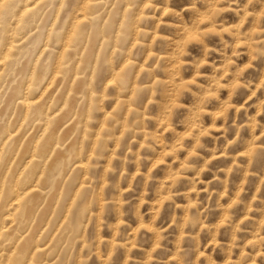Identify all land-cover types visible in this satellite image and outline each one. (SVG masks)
Wrapping results in <instances>:
<instances>
[{"label": "rangeland", "instance_id": "rangeland-1", "mask_svg": "<svg viewBox=\"0 0 264 264\" xmlns=\"http://www.w3.org/2000/svg\"><path fill=\"white\" fill-rule=\"evenodd\" d=\"M37 1L0 0L1 56L16 36L18 46L0 64V215L13 211L15 184L29 170L43 192L28 198L24 224L4 226L18 235L5 246L18 264H264V0ZM18 89L45 102L37 113L21 110ZM32 151L39 162L30 166ZM64 155L68 166L52 171ZM79 160L89 164L83 171Z\"/></svg>", "mask_w": 264, "mask_h": 264}, {"label": "bare ground", "instance_id": "bare-ground-1", "mask_svg": "<svg viewBox=\"0 0 264 264\" xmlns=\"http://www.w3.org/2000/svg\"><path fill=\"white\" fill-rule=\"evenodd\" d=\"M5 1H6V0H4V2H5ZM38 1H39V0H38ZM38 1H37V2H38ZM90 1H91V0H90ZM27 2H28V1H27ZM92 2H93V1H92ZM105 2H106V4H107V1H105ZM114 2H115V1H114ZM9 3H10V2H9ZM51 3H52V2H51ZM81 3H82V2H81ZM25 4H26V2H25ZM28 4H29V3H28ZM31 4H32V3H31ZM35 4H36V3H35ZM41 4H42V3H41ZM82 4H83V3H82ZM87 4H88V3H87ZM126 4H127V3H126ZM142 4H143V3H142ZM142 4H141V5H142ZM1 5H2V4L0 3V8H2ZM6 5H7V4H6ZM84 5H85V3H84ZM88 5H89V4H88ZM152 5H153V4H152ZM214 5H215V4H214ZM2 6H3V5H2ZM4 6H5V5H4ZM12 6H13V4H12ZM28 6H29V5H26V6H25V10H27V9L29 8ZM68 6H69V5H68ZM85 6H86V5H85ZM97 6H98V5H97ZM101 6H102V5H100L99 8H101ZM112 6H113V5H112ZM126 6H127V5H126ZM143 6H144V5H143ZM8 7H9V6H8ZM148 7H149V6H148ZM210 7H211V6H210ZM124 8H125V7H124ZM156 8H157V6H156ZM213 8H214V7H213ZM219 8H220V7H219ZM10 9H11V8H10ZM12 9H15V8H12ZM87 9H88V8H87ZM192 9H193V8H192ZM221 9H222V7H221ZM0 10H1V9H0ZM2 10H3V8H2ZM33 10H34V9H33ZM35 10H36V9H35ZM83 10H84V9H83ZM83 10H82V12H83ZM11 11H12V10H10V12H11ZM20 11L22 12V11H24V10H20ZM85 11H86V10H84L83 13H85ZM136 11H137V9H136ZM191 11H192V10H191ZM0 12H1V11H0ZM25 12H26V11H25ZM114 12H115V11H114ZM207 12H208V11H207ZM33 13H34V12H33ZM87 13H88V12H87ZM87 13H86V14H87ZM171 13H172V12H171ZM174 13H175V12H174ZM0 14H1V13H0ZM16 14H17V13H16ZM78 14H79V12H78ZM108 14H109V12H108ZM153 14H154V13H153ZM1 15H2V14H1ZM19 15H20V14H19ZM19 15H18V16H19ZM82 15H84V14H82ZM20 16H21V15H20ZM107 16H108V15H107ZM15 17H16V16H15ZM87 17H88V16H87ZM5 18H6V17H5ZM11 18H12V17H11ZM76 18H78V17H76ZM211 18H212V17H211ZM18 19H19V17H18ZM31 19H32V17H31ZM86 19H87V18H86ZM158 20H159V18H158ZM202 21H203V20H202ZM11 22H12V21H11ZM11 22L9 21V23H11ZM42 22H43V21H42ZM83 22H84V21H83ZM159 22H160V21H159ZM5 23H6V22H5ZM60 23H61V22H60ZM76 23H77V22H76ZM120 23H121V22H120ZM155 23H156V22H155ZM186 23H187V22H186ZM2 24H3V27L5 28L4 23H2ZM16 24H17V23H15V25H16ZM78 24H79V23H77V25H78ZM80 24H81V23H80ZM136 24H137V23H136ZM188 24H189V23H188ZM205 24H206V23H205ZM11 25H12V24H11ZM68 25H69V24H68ZM72 25H73V24H72ZM96 25H97V24H96ZM120 25H121V24H120ZM155 25H156V24H155ZM12 26H13V25H12ZM70 26H71V25H70ZM80 26H81V25H80ZM157 26H158V25H157ZM212 26H213V25H212ZM191 27H192V26H191ZM16 28H17V27H16ZM81 28H82V27H81ZM155 28H156V27H155ZM155 28H154V29H155ZM157 28H158V27H157ZM0 29H1V28H0ZM70 29H71V28H70ZM193 29H194V28H193ZM1 30H2V29H1ZM1 30H0V31H1ZM11 30H13L12 27H11ZM32 30H33V29H32ZM53 30H54V29H53ZM119 30H120V29H119ZM186 30H187V29H186ZM191 30H192V28H191ZM72 31H73V29H72ZM89 31H90V30H89ZM94 31H95V30H94ZM94 31H93V32H94ZM96 31H97V30H96ZM189 31H190V30H189ZM4 32H6L5 29H4ZM9 32H11V31H9ZM153 32H154V30H153ZM1 33H2V32H1ZM11 33H12V32H11ZM71 33H72V32H71ZM71 33H70V34H71ZM88 33H89V32H88ZM136 33H138V32H136ZM187 33H188V32H187ZM187 33H186V34H187ZM191 33H192V31H191ZM193 33H194V32H193ZM206 33H207V32H206ZM6 34H7V32H6ZM15 34H16V32H15ZM15 34H14V36H15ZM19 34H20V33H19ZM154 34H155V32H154ZM184 34H185V33H184ZM198 34H199V33H198ZM17 35H18V33H17ZM68 35H69V34H68ZM137 35H138V34H137ZM159 35H161V34H159ZM6 36H7V35H6ZM12 36H13V35H12ZM14 36H13V37H14ZM72 36H73V35H72ZM2 37H3V36H2ZM18 37H19V36H18ZM23 37H25V36H22V38H23ZM27 37H28V36H27ZM38 37H39V36H38ZM66 37H67V35H66ZM186 37H187V36H186ZM15 38H17V36H16ZM15 38H13V39L15 40ZM19 38H21V37H19ZM22 38H21V39H22ZM34 38H35V37H34ZM167 38H168V37H167ZM9 39H10V38H9ZM23 39H26V38H23ZM63 39H64V37H63ZM67 39H69V38H67ZM67 39H66V40H67ZM92 39H93V38H92ZM94 39H95V37H94ZM6 40H8L7 37H6ZM14 40H12V41L8 40V41H10V42H8V44H6V49L2 52L3 55L1 56V54H0V64H1V61H2V60H3V62H4V58H6V57H5L6 54H7L9 51H11V50L13 49V47H14V48L16 47L15 44H14V42H15ZM69 40H70V39H69ZM202 40H203V38H202ZM0 41H1V40H0ZM79 41H80V40H79ZM79 41H78V42H79ZM188 41H189V40H187V42H188ZM3 42H4V41H3ZM146 42H147V41H146ZM187 42H186V43H187ZM197 42H198V41H197ZM1 43H2V42H1ZM1 43H0V44H1ZM20 43H21V41H20ZM30 43H31V42H30ZM64 43H65V42H64ZM184 43H185V42H184ZM190 43H191V42H190ZM32 44H33V43H32ZM35 44H36V42L34 43V45H35ZM59 44H60V43H59ZM66 44H67V43H66ZM66 44H64V45H66ZM68 44H69V43H68ZM78 44H79V43H78ZM78 44H76V45L78 46ZM86 44H87V43H86ZM100 44H101V42H100ZM261 44H262V43H261ZM22 45H23V44H22ZM26 45H27V44H26ZM26 45H25V47H26ZM91 45H92V44H91ZM91 45H90V46H91ZM3 46H4V45H3ZM41 46H42V44H41ZM66 46H67V45H66ZM66 46H65V47H66ZM74 46H75V45H74ZM77 46H75L76 48L74 47V48H75V50H74L75 53H76ZM150 46H151V45H150ZM187 46H188V45H187ZM252 46H253V45H252ZM0 47H1V46H0ZM17 47H18V46H17ZM17 47H16V48H17ZM42 47L44 48V46H42ZM32 48H33V47H32ZM34 48H35V47H34ZM131 48H132V47H131ZM146 48H147V47H146ZM184 48H185V47H184ZM25 49H26V48H25ZM60 49H61V48H60ZM62 49H63V48H62ZM64 49H65V48H64ZM72 49H73V48H72ZM98 49H99V47H98ZM129 49H130V48H129ZM148 49H149V48H148ZM186 49H187V48H186ZM250 49H251V48H250ZM1 50H2V49H1ZM16 50H17V49H15V50L13 49V51H16ZM66 50H67V49H66ZM82 50H83V48H82ZM82 50H81V51H82ZM90 50H91V48H90ZM150 50H151V49H150ZM23 51H24V49H23ZM29 51H30V50H29ZM40 51H42V49H41ZM61 51H63V50H61ZM68 51H70V49H68ZM72 51H73V50H72ZM74 51H73V52H74ZM251 51H252V50H251ZM16 52H17V51H16ZM36 52H38V49H37ZM128 52H129V51H128ZM10 53H15V52H12V51H11V52H9V54H7V55L12 56ZM22 53H23V52L21 51V53H19V54L22 55ZM24 53L26 54V51H25ZM41 53H42V52H41ZM59 53H60V52H59ZM70 53H71V52H70ZM96 53H97V52H96ZM112 53H113V52H112ZM112 53H111V54H112ZM19 54H18V55H19ZM39 54H40V53H39ZM39 54H38V55H39ZM71 54H73V53H71ZM76 54H77V53H76ZM80 54H81V52H80ZM80 54H79V55H80ZM111 54H110V55H111ZM13 55H14V54H13ZM23 55H24V54H23ZM81 55H82V54H81ZM81 55H80V56H81ZM144 55H146V54H144ZM164 55H165V54H164ZM167 55H168V54H167ZM29 56H30V55H29ZM24 57L28 58V57L25 56V55H24ZM24 57H23V59H26V58H24ZM55 57H56V56H55ZM60 57L62 58V55H61ZM93 57H94V56H93ZM95 57H96V56H95ZM158 57H159V56H158ZM8 58H9V57H8ZM8 58H7V59H8ZM12 58H13V57H12ZM37 58H39V57H37ZM110 58H111V57H110ZM162 58H163V57H162ZM13 59H15V58H13ZM16 59H17V58H16ZM58 59H59V58H58ZM80 59H81V58H80ZM85 59H86V58H85ZM9 60H10V59H9ZM35 60H36V59H35ZM60 60H61V59H60ZM126 60H127V58H126ZM146 60H147V59H146ZM156 60H157V59H156ZM180 60H181V59H180ZM5 61L7 62L6 59H5ZM11 61H12V60H10L8 63H10ZM18 61H19V60H18ZM36 61H37V60H36ZM128 61H129V63H130V60H128ZM158 61H159V60H158ZM6 62H5L4 64H6ZM57 62H58V64H59L60 61L58 60ZM71 62H72V61H71ZM124 62H125V61H124ZM137 62H138V61H137ZM172 62H173V61H172ZM178 62H179V61H178ZM13 63H14V62H13ZM13 63H11V65H13ZM31 63H32V61H31ZM35 63H36V62H34V64H35ZM166 63H167V62H166ZM175 63H176V62H175ZM180 63H181V62H180ZM4 64H3V65H4ZM36 64H37V63H36ZM125 64L128 65V63H125ZM157 64H158V63H157ZM171 64H172V63H171ZM181 64H182V63H181ZM6 65H7V64H6ZM11 65L9 64V66H11ZM19 65H21V64L19 63ZM46 65H47V64H46ZM85 65H86V64H85ZM15 66H16V65H15ZM15 66L13 65V67H15ZM21 66H22V65H21ZM57 66H59V65H57ZM77 66H78V64H77ZM94 66H95V65L93 64V67H94ZM0 67H3V66L0 65ZM7 67H8V66H7ZM11 67H12V66H11ZM18 67H19V66L17 65V68H18ZM30 67L32 68V66H30ZM59 67H61V66H59ZM126 67H127V66H125V68H126ZM137 67H138V66H137ZM172 67H173V65H172ZM180 67H181V66H180ZM4 68H5V70L7 69L6 67H4ZM75 68L78 69V67H76V66H75ZM122 68H123V67H122ZM125 68H124V69H125ZM8 69H9V67H8ZM29 69H30V68H29ZM29 69H27V70H29ZM33 69H35L34 66H33L32 70H31V69H30V70H31V71H34ZM47 69H48V68H47ZM76 69H75V71H76ZM92 69H93V68H92ZM124 69H122V70H124ZM153 69H154V68H153ZM1 70H2V69H1ZM5 70H4V71H5ZM22 70H23V69H22ZM136 70H137V68H136ZM141 70H142V69H141ZM11 71H13V69H11ZM14 71H15V69H14ZM48 71H49V70H48ZM114 71H115V70H114ZM114 71H113V72H114ZM177 71H179V69H178ZM9 72H10V69H9ZM27 72H29V71H27ZM56 72H57V71H56ZM76 72H77V71H76ZM129 72H130V71H129ZM154 72H155V71H154ZM4 73H5V72H3V74H4ZM32 73H33V72H32ZM35 73H36V71H35ZM54 73H55V72H54ZM91 73H92V72H91ZM115 73H116V72H115ZM117 73H118V72H117ZM177 73H178V72H177ZM8 74H9V73H8ZM55 74H56V73H55ZM58 74H59V73H58ZM68 74H69V73H68ZM77 74H78V73H77ZM10 75H11V74H10ZM135 75H136V74H135ZM152 75H153V74H152ZM12 76H13V75H12ZM30 76H31V74H30ZM32 76H33V74H32ZM32 76H31V79H32ZM51 76H52V75H51ZM56 76H57V74H56ZM64 76H65V74H64ZM93 76H94V75H93ZM111 76H112V75H111ZM14 77H15V76H14ZM53 77H54V76H53ZM74 77H75V76H74ZM90 77H91V76H90ZM115 77H116V75H115ZM172 77H173V76H172ZM4 78H5V76H4ZM7 78H8V76H7ZM50 78H51V77H50ZM67 78H69V77H67ZM0 79H1V78H0ZM31 79H30V80H31ZM53 79H55V78H53ZM63 79H64V78H63ZM63 79H62V80L60 79V80H58V81H61V82H62ZM111 79H113V78L111 77ZM154 79H155V78H154ZM175 79H176V78H175ZM191 79H192V78H191ZM209 79H210V78H209ZM211 79H212V78H211ZM7 80H8V79H7ZM14 80H15V79H14ZM14 80H13V81H14ZM28 80H29V77H28ZM28 80H27V82H28ZM89 80H90V79H89ZM168 80H169V79H168ZM168 80H167V81H168ZM171 80H172V79H171ZM31 81H35V78H34L33 80H31ZM49 81H50V80H49ZM58 81H57V82H58ZM109 81H110V79H109ZM111 81H112V80H111ZM115 81H116V80L114 79V82H115ZM152 81H153V80H152ZM165 81H166V80H165ZM210 81H211V80H210ZM2 82H3V81H2ZM4 82H6V80H5ZM14 82L16 83L17 81L15 80ZM23 82H24V81H23ZM27 82H24V83L26 84ZM73 82H75V81H74V78H73ZM132 82H133V81H132ZM15 83H14V84H15ZM24 83H22L21 85H23ZM29 83H31V82H29ZM33 83H34V82H32L31 85H33ZM51 83H53V82H52V79H51ZM58 83L60 84V82H58ZM88 83H89V82H88ZM105 83H106V82H105ZM116 83H117V82H116ZM151 83H152V82H151ZM172 83H173V82H172ZM177 83H178V82H177ZM181 83H182V82H181ZM213 83H214V82H213ZM236 83H237V82H236ZM3 84H4V83H3ZM6 84H7V83H6ZM17 84H18V83H17ZM25 84H24V85H25ZM49 84H50V83H49ZM54 84H55V83H54ZM54 84H53V85H54ZM62 84H63V83H61L60 85H62ZM112 84H113V83H112ZM179 84H180V83H178V85H179ZM232 84H233V83H232ZM234 84H235V83H234ZM238 84H239V83H238ZM15 85H16V84H15ZM18 85H19V84H18ZM35 85H36V84H35ZM55 85L58 86V84H55ZM55 85H54V86H55ZM71 85H73V84L71 83ZM88 85H89V84H88ZM91 85H92V84H91ZM178 85H177V86H178ZM219 85H220V84H219ZM28 86H29V85H28ZM28 86L26 87L27 89H28ZM46 86H47V87L49 86V85H48V82H47V85H45V88H46ZM57 86H55V87L58 88V89L61 87V86H58V87H57ZM67 86H68V85H67ZM83 86H84V85H83ZM89 86H90V85H89ZM92 86H93V85H92ZM114 86H115V85H114ZM125 86H126V85H125ZM220 86H222V85H220ZM50 87H52V86L50 85ZM55 87H53L52 89H55ZM119 87H120V86H119ZM134 87H135V85H134ZM134 87H131V90H132V89L134 90ZM210 87H211V86H210ZM11 88H12V87H11ZM21 88H22V87H21ZM29 88H30V87H29ZM104 88H105V87H104ZM0 89H1V88H0ZM8 89H9V88H8ZM36 89H38V88H36ZM47 89H48V88H47ZM50 89H51V88H50ZM52 89H51V90H52ZM69 89H71V91H72V87H71V88L68 87V90H69ZM91 89H92V88H91ZM91 89H90V90H91ZM115 89H116V88H115ZM120 89H121V88H120ZM122 89H123V88H122ZM4 90H5V89H4ZM43 90H44V87H43L42 91H43ZM51 90H50V92H51ZM73 90H74V89H73ZM104 90H105V89H104ZM133 90H132V92H133ZM8 91H9V90H8ZM17 91H18V95H17V96L19 97V93L22 94V92L20 91V89H18ZM19 91H20V92H19ZM23 91H24V90H23ZM42 91H41V93H42ZM44 91H45V90H44ZM66 91H67V90H66ZM82 91H83V90H82ZM91 91H92V90H91ZM91 91H90V92H91ZM1 92H2V91H1ZM4 92H6V91H4ZM56 92H58V91H56ZM56 92H55V93H56ZM74 92H75V91H74ZM76 92H77V91H76ZM27 93H28V92H27ZM43 93H44V92H43ZM48 93H49V91H48ZM69 93H70V91H69ZM69 93H68V94H69ZM91 93H92V92H91ZM91 93H90V96H92ZM133 93H134V92H133ZM133 93H132V94H133ZM3 94H4V96H5V94H7V93H3ZM30 94H31V93H30ZM75 94H76V93H75ZM77 94H78V93H77ZM77 94H76V95H77ZM80 94H81V93H80ZM83 94H84V93H83ZM124 94H125V93H124ZM175 94H176V93H175ZM212 94H213V93H212ZM24 95H27V96H28V94H26V93H24ZM24 95H22L21 97L18 98V99H20V104L22 105L21 110L23 109V106H25L26 109H27V110H25V111H28V110L31 108V109H33V110L37 113V112H38V107H39V106H43V105H44L43 103H45V102L42 101L43 103L40 104L39 101L36 102V101H37L36 98H35L36 101H34L33 99H31V98H29V97H27V96H24ZM64 95H65V94H64ZM78 95H79V94H78ZM151 95H152V94H151ZM172 95H173V94H172ZM29 96H30V95H29ZM42 96H43V95H42ZM44 96H45V95H44ZM66 96H67V95H66ZM131 96H132V95H131ZM215 96H216V95H215ZM15 97H16V96H15ZM39 97H41V96L39 95ZM46 97L48 98L49 96H46ZM63 97H64V96H63ZM79 97H80V95H79ZM82 97H83V96H82ZM213 97H214V96H213ZM16 98H17V97H16ZM118 98H119V97H118ZM1 99H2V98H1ZM18 99H16V101H18ZM38 99H39V98H38ZM42 99H43V98H42ZM51 99H52V98H51ZM51 99H50V100H51ZM63 99H64V98H63ZM63 99H62V101H64ZM67 99H68V98H67ZM91 99H92V98H91ZM173 99H174V98H173ZM2 100H3V99H2ZM47 100H48V99H47ZM80 100H81V98H80ZM102 100H103V99H102ZM117 100H119V99H117ZM117 100H116V102H117ZM123 100H124V99H123ZM16 101H15V102H16ZM74 101H75V100H74ZM78 101H79V100H78ZM78 101H77V102H78ZM124 101H125V100H124ZM2 102H3V101H2ZM2 102H1V103H2ZM120 102H121V101H119V103L117 102L118 105L120 104ZM130 102H131V101H130ZM8 103H9V102H8ZM71 103H72V102H71ZM78 103H79V102H78ZM89 103H90V105H91V102H89ZM173 103H174V102H173ZM10 104H11V103H10ZM75 104H77V103H75ZM75 104H73V105H75ZM79 104H80V103H79ZM79 104H77V107H78ZM81 104H82V103H81ZM87 104H88V103H87ZM99 104H100V103H99ZM114 104H115V103H114ZM13 105H14V104H13ZM15 105H16V104H15ZM64 105H65V104H64ZM64 105L62 104V106H64ZM132 105H133V104H132ZM0 106H1V105H0ZM17 106H18V104H17ZM17 106H11V107H12V108H13V107L15 108V107H17ZM60 106H61V105H60ZM88 106H89V105H87V107H88ZM128 106H129V105H128ZM47 107H48V106H47ZM77 107H76L75 109H77ZM117 107H119V106H117ZM145 107H146V106H145ZM40 108H43V107H40ZM68 108H69V107H68ZM121 108H122V107H120V109H121ZM9 109H10V108H9ZM16 109H17V108H16ZM16 109H15V110H16ZM61 109H62V108H61ZM73 109H74V108H73ZM13 110H14V109H13ZM45 110H47V109H45ZM126 110H127V108L125 109V111H126ZM31 111H32V110H31ZM79 111H80V110H79ZM128 111H130V106H129ZM131 111H132V110H131ZM20 112H21V111H20ZM45 112H46V111H45ZM47 112H48V110H47ZM47 112H46V113H47ZM64 112H65V111H64ZM76 112H77V110L75 111V113H76ZM84 112H86V111H84ZM106 112H107V111H106ZM106 112H104V113H106ZM25 113H27V112H25ZM36 113H35L34 115H37ZM54 113H55V112H54ZM57 113H59V112H57ZM57 113H56V114H57ZM108 113H109V111H108ZM108 113H107V114H108ZM14 114H15V112H14ZM27 114H28V113H27ZM41 114H45V113H41ZM56 114H53V115H56ZM61 114H62V113H61ZM63 114H64V113H63ZM76 114H77V113H76ZM145 114H146V113H145ZM145 114H144V115H145ZM23 115H24V114H23ZM23 115H22V116H23ZM25 115H26V114H25ZM32 115H33V114H32ZM46 115H47V114H46ZM46 115H44V116H46ZM48 115H49V113H48ZM73 115L75 116V114H72V118L74 117ZM104 115H105V114H104ZM13 116H14V115H13ZM13 116H12V118H13ZM27 116H29V115H27ZM51 116H52V115H51ZM86 116H87V115H86ZM88 116H89V115H88ZM105 116H106V115H105ZM110 116H111V115H110ZM39 117H40V116H39ZM52 117H53V116H52ZM66 117H69V116H66ZM70 117H71V114H70ZM108 117H109V115L107 116V118H108ZM25 118H26V117H25ZM37 118H38V117H37ZM40 118H41V117H40ZM63 118H64V117H63ZM86 118H87V117H86ZM104 118H106V117H104ZM124 118H125V115H124ZM6 119H7V118H6ZM8 119H9V118H8ZM22 119H24V118L22 117ZM68 119H70V118H68ZM74 119H75V117H74ZM77 119H78V118H77ZM126 119H127V118H126ZM143 119H144V118H143ZM10 120H11V119H10ZM10 120H8V121H10ZM27 120H28V119H27ZM29 120H30V119H29ZM64 120H65V119H64ZM64 120H63V121H64ZM71 120H72V119H70L69 121H71ZM104 120H105V119H104ZM6 121H7V120H6ZM21 121H22V120H20V122H21ZM23 121H26V119H24ZM41 121H43V122H42V123L38 122V123H40V124L43 126L42 129H44V130L47 129V126H48L49 121H50V120H49V117H48V116L43 117V120L41 119ZM66 121H67V119H66ZM85 121H86V120H85ZM105 121H106V120H105ZM125 121H126V120H125ZM143 121H144V120H143ZM28 122H29V121H28ZM30 122H32V121H30ZM30 122H29V123H30ZM36 122H37V121H36ZM57 122H58V120H57ZM162 122H163V121H162ZM32 123L35 124V122H32ZM32 123H30V124L33 125ZM73 123H74V122H73ZM159 123H160V125H161V122H159ZM159 123H158V124H159ZM19 124H20V125H19ZM19 124H18L19 126H21V127L23 126V125H22L23 122H22V123H19ZM30 124H29V125H30ZM102 124H103V123H102ZM104 124H108V121H107V123L104 122ZM25 125H26V122H25ZM31 125H30V126H31ZM55 125L57 126V123H56ZM65 125H66V124H65ZM72 125H73V124H72ZM4 126H5V124H4ZM27 126H28V123H27ZM34 126H35V125H34ZM60 126H61V125H60ZM102 126H104V125H101V127H102ZM143 126H144V125H143ZM5 127H6V126H5ZM63 127H64V125H63ZM113 127H114V126H113ZM120 127H121V126H120ZM14 128H15V127H14ZM22 128H23V127H22ZM61 128H62V127H61ZM165 128H167V127H165ZM16 129H19V127H17ZM23 129H27V127L25 126ZM23 129H21V133H22V130H23ZM33 129H34V127H33ZM59 129H60V128H59ZM135 129H136V127H135ZM191 129H192V128H191ZM191 129H190V130H191ZM40 130H41V129H40ZM56 130H57V129H56ZM9 131H10V130H9ZM17 131H18V130H17ZM27 131H28V130H27ZM10 132H12V131H10ZM19 132H20V131H19ZM29 132H31L30 129H29ZM29 132H27V134H29ZM40 132H41V131H40ZM45 132H46V131H45ZM72 132H73V131H72ZM43 133H44V132H43ZM53 133H54V131L52 130V132H51V134H50V138H51V136H52ZM98 133H99V132H98ZM121 133H122V132H121ZM155 133H156V132H155ZM12 134H14V136H15V132H14V133L12 132ZM23 134H24V131H23ZM41 134H42V132H41ZM58 134H59V132H58ZM58 134H57V135H58ZM71 134H72V133H71ZM157 134H158V133H157ZM184 134H185V133H184ZM10 135H11V133H10ZM19 135H20V137H21V136H24V135H21V134H19ZM38 135L40 136V134H38ZM97 135H98V134H97ZM0 136H1V135H0ZM8 136H9V135H8ZM11 136H12V135H11ZM17 136H18V135H17ZM25 136H26V135H25ZM9 137H10V136H9ZM12 137H13V136H12ZM54 137H55V136H54ZM0 138H1V137H0ZM10 138H11V137H10ZM17 138H18V137H17ZM36 138L40 139L41 137H37V136H36ZM58 138H59V135H58L57 139H58ZM67 138H68V137H67ZM143 138H144V137H143ZM5 139H7V138H5ZM5 139H4V140H5ZM24 139H25V138H24ZM34 139H35V138H34ZM54 139H55V138H54ZM57 139H56V140H57ZM69 139H70V137H69ZM12 140H13V139H12ZM19 140H20V139L18 138V142H19ZM35 140H36V139H35ZM35 140H34V143H35V145H36V141H35ZM176 140H177V139H176ZM38 141H39V140H38ZM66 141H67V140H66ZM144 141H145V140H144ZM162 141H163V140H162ZM0 142H2V141L0 140ZM3 142H4V141H3ZM5 142H6V141H5ZM5 142H4V144H6V143L8 142V140H7L6 143H5ZM53 142H54V141H53ZM58 142H59V141H57V142H55V143H58ZM93 142H94V141H93ZM177 142H178V141H177ZM8 143H9V142H8ZM22 143H23V142H22ZM32 143H33V141L31 142V144H32ZM2 144H3V143H2ZM12 144L15 145V143H13V142H12ZM12 144H7V145H12ZM37 144H38V142H37ZM107 144H108V143H107ZM14 145H13L12 147H14ZM17 145H18V144H17ZM54 145H55V144H54ZM15 146H16V145H15ZM30 146H31V145H30ZM55 146H56V145H55ZM55 146H53V147H55ZM62 146H63V145H62ZM176 146H177V145H176ZM1 147H2V145H1ZM5 147H6V146H5ZM19 147H20V146H19ZM31 147H32V146H31ZM35 147H36V146H35ZM180 147H181V146H180ZM2 148H3V147H2ZM6 148H7V147H6ZM6 148H5V149H6ZM16 148H17V147H16ZM16 148H15L14 150H16ZM55 148H56V147H55ZM3 149H4V148H3ZM3 149H1V150H3ZM7 149H8V148H7ZM36 149H37V148H36ZM166 149H167V148H166ZM174 149H175V148H174ZM177 149H178V148H177ZM19 150H20V149H19ZM55 150H56V149H55ZM79 150H80V149H79ZM94 150H95V149L93 148V151H94ZM167 150H168V149H167ZM33 151H35V150H33ZM33 151H32V152H33ZM41 151H42V153L47 152V151H48L47 146H43V147H41ZM93 151H92V152H93ZM1 152H2V151H0V154H1ZM12 152H13V151H12ZM35 152H36V151H35ZM51 152H52V151H51ZM167 152H170V151H167ZM10 153H11V152H9V154L7 155V156H9V158H10ZM16 153H17V152H16ZM90 153H91V152H90ZM95 153H96V152H95ZM2 154L5 155L4 152H2ZM2 154H1V155H2ZM6 154H7V152H6ZM13 154H14V152H13ZM194 154H195V153H194ZM194 154H193V155H194ZM4 155H3V156H4ZM11 155H12V153H11ZM27 155H28V154H27ZM36 155H37V154H35L34 152H33L32 154L30 153V157H28L29 160L25 157V158L27 159V161H26V162H27V165L30 164V166H31V165L33 166L34 164H36V163L39 162V161H38V162L36 161V158H35ZM66 155H67V154H66ZM68 155H69V153H68ZM154 155H155V154H154ZM7 156H6V158H7ZM15 156H16V155H15ZM49 156L52 157V155H51L50 153H49ZM89 156H90V154H89ZM89 156L87 157V161H90V159H88ZM92 156H93V153H92ZM92 156H91V158H92ZM67 157H68V156H67ZM67 157L64 155V156H59V157H57L56 159H54V161H53L52 164H51V166H52V171L55 170V171H58L59 173H60V172H63L64 169H65V167L68 166V164H69V162H70V160H71V159L68 160ZM70 157H71V156H70ZM235 157H236V156H235ZM15 158H16V157H15ZM17 158H18V157H17ZM68 158H69V157H68ZM152 158H153V157H152ZM26 159H25V160H26ZM81 159H82V157H81ZM2 160H3V159H2ZM11 160H12V159H11ZM23 160H24V159H22L21 161H23ZM47 160H49V158H48V159H45V161H47ZM159 160H160V158H159ZM8 161H9V160H8ZM16 161H17V159H16ZM45 161H44V162H45ZM75 161H76V160H75ZM84 161H86V160H79L78 162H75L76 164H75L74 167H76V169H78V170H82V171H83V170L89 165V164L86 165V162H87V161H86V162H84ZM13 162H14V160H13ZM47 162H48V161H47ZM47 162H45V164H46ZM161 162H162V161H161ZM10 163H12V162H10ZM18 163H19V162H18ZM88 163H90V162H88ZM6 164H7V162H6ZM21 164H22V163H21ZM23 164H24V163H23ZM25 164H26V163H25ZM45 164H44V165H45ZM1 165H2V164H1ZM16 166L18 167L17 163H16ZM9 167H10V164H9ZM13 167H14V166H12V169H13ZM20 167H21V166H20ZM37 167H38V166H37ZM10 168H11V167H10ZM22 168H24V167H22ZM71 168H73V167H71ZM88 168H89V167H88ZM8 169H9V168H8ZM12 169H11V171H12ZM16 169H17V168H16ZM20 169H21V168H20ZM25 169H26V168H25ZM0 170H1V168H0ZM6 170H7V169H6ZM6 170H5V171H6ZM36 170H37V169L35 168L34 173L36 172ZM69 170H70V169H69ZM7 171H9V170H7ZM7 171H6V172H7ZM14 171H16V170H14ZM20 171H22V170H20ZM23 171H24V170H23ZM42 171H43V170H42ZM86 171L88 172V170H86ZM2 172H4V171L2 170ZM2 172H1V174H2ZM43 172H44V171H43ZM48 172H49V171H48ZM4 173H5V172H4ZM22 173H23V172H22ZM32 173H33V171H32V170H29V171H28V175H26V174H25V176L23 175V176H24V179H27V180H26V182L23 181L24 183H23L20 187H18V186H19L18 183L15 184V186H16L17 189L14 190L13 202H12V205H11V207H13V211H8V212L5 213V214L3 213L2 215H6V217H4L3 220H2V217H1L2 215H0V259L2 258V260H4V261H3L2 263H0V264H18L19 259H18V256H17V255H19V253L14 254L13 251L10 252V250H6L7 247L5 248L6 244H9V243H10V244H11V243L13 244L14 241H15V239L17 238L18 235L16 234V235H17L16 237L13 236V235H11V233L9 232V231H11V230H9V231L5 230L4 228H7V226H6V227H4V226H5L6 222H8V221H12V223H13V220H14V221H15V220H18V223H20V224H24L23 222L25 221V218L27 217V216H26L27 212H29V210L32 209L31 204L28 205V200H30V199H28V198H29L30 195H32L33 193H37V192L39 191V189H40L39 186H38V188H37V185H34V183H36V182L39 181L40 179L37 180V181L35 180L36 182H34L33 184H30V182H31V181L33 182V181H34V178H35V176H34V177H31ZM34 173H33V174H34ZM40 173H41V172H40ZM67 173H68V171H67ZM1 174H0V176H1ZM47 174H48V173H47ZM47 174H46V175H47ZM85 174H86V173H85ZM87 174H88V173H87ZM4 175H5V174H4ZM4 175H3V176H4ZM7 175H8V174L6 173V176H7ZM19 175H21L20 172H19V174H18V177H19ZM8 176H9V175H8ZM50 176H52V174H50ZM58 176H59V175H58ZM66 176H67V175H66ZM66 176H65V178H66ZM68 176H69V175H68ZM83 176H84V175H83ZM12 177L14 178V175H13ZM16 177H17V176H16ZM16 177H15V180H17ZM18 177H17V178H18ZM47 177H48V175H47ZM90 177H91V176H90ZM3 178H5V177H3ZM54 178H56V175H55V177H53V179H54ZM83 178H86V176H84ZM92 178H93V177H92ZM18 179H19V178H18ZM21 179H22V177H21ZM37 179H38V177H37ZM78 179H79V178H78ZM0 180H1V178H0ZM5 180H6V178L3 180V181H4V182H3L4 184H5ZM15 180H14V181H15ZM54 180H55V179H54ZM64 180H66V179H64ZM18 182H19V180H18ZM21 182H22V181H21ZM42 182H43V181H42ZM47 182H49V183H48V185H49V184L52 183L53 181H52V179L50 180V178H49V179L47 180ZM3 183H2V184H3ZM45 183H46V182H45ZM83 183H84V181H83ZM4 184H3V185H4ZM62 184H63V183H62ZM81 184H82V183H81ZM81 184H80V186L82 187ZM92 184H93V183H92ZM50 185H51V184H50ZM62 186H63V185H62ZM78 186H79V185H78ZM5 187H6V185H5ZM63 187H64V186H63ZM81 187H79V188H81ZM83 187H84V186H83ZM1 188H2V187H1ZM1 188H0V190H1ZM77 188H78V187H77ZM13 189H14V188H13ZM61 189H62V188H61ZM61 189H59V193H61V192H60ZM2 190H3V189H2ZM4 190H6V188H4ZM78 190H79V189H78ZM78 190H77V192L75 191L76 193H74V196H75V194L78 193ZM82 190H83V188H82ZM43 191H44V190H43ZM62 191H63V190H62ZM73 191H74V190H73ZM0 192H1V191H0ZM3 192H4V191H3ZM41 192H42V191H41V189H40V193H39V194H41ZM44 193H45V192H44ZM48 193H49V192H48ZM48 193L45 194L47 198H49V197H48V196H49ZM2 194H3V193H1V195H2ZM1 195H0V197H1ZM42 195H43V192H42ZM47 195H48V196H47ZM60 195H61V194H60ZM60 195H58L57 199L59 198ZM88 196L90 197V195H88ZM44 197H45V196H43V197H41V198H44ZM72 197H73V196H72ZM11 199H12V198H11ZM74 199H75V198H74ZM100 199H101V198H100ZM31 200H32V199H31ZM44 200H45V199H44ZM44 200H40V202H41V207L43 206L42 204H43L44 202L46 203V201H44ZM59 200H60V198H59ZM59 200H58V202H60ZM101 200H102V199H101ZM11 201H12V200H11ZM32 201H33V200H32ZM38 201H39V200H38ZM42 201H43V203H42ZM102 201H104V200H102ZM30 202H31V201H30ZM30 202H29V203H30ZM40 202H38V205H39ZM73 202H74V200H73ZM97 202H98V201H97ZM99 202H100V201H99ZM53 203H54V202H53ZM101 203H103V202H101ZM55 204H56V206H55ZM55 204H54V206L57 207V203H56V202H55ZM90 204H91V203H90ZM38 205H37L36 207H38ZM45 205H46V204H45ZM52 205H53V204H52ZM68 205H70V203H69ZM68 205H67V207H68ZM98 205H101V204H98ZM9 206H10V205H9ZM39 206H40V205H39ZM101 206H103V205H101ZM7 207H8V206H7ZM21 207H24V208H23V211H22V212H19V214H18V212H16V210H18V209L21 208ZM26 207H28L27 210H26ZM41 207L37 208V212L40 210ZM76 207H77V206H76ZM4 209H5V208H4ZM7 209H8V208H7ZM34 209H35V208H34ZM38 209H39V210H38ZM55 209H56V208H55ZM67 209H68V208H67ZM72 209H73V208H72ZM5 211H6V210H5ZM5 211H4V212H5ZM14 211H15L16 213H15ZM52 211H54V210H52ZM37 212H36V215H37ZM65 212H66V211H65ZM69 213H70V212H69ZM16 214H18V215L15 216ZM65 214H66V213H65ZM36 215H35V216H36ZM52 215H53V214H52ZM66 215H68V214H66ZM90 215H91V214H90ZM10 217H11V219H10ZM64 217H65V215H64ZM64 217H63V219H64ZM35 218H36V217H35ZM50 218H51V216H50ZM60 219H61V218H60ZM63 219H62V220H63ZM33 220H35V219H33ZM44 220H45V219H44ZM46 220H47V219H46ZM49 220H50V219H49ZM36 221H37V219H36ZM71 221H72V220H71ZM32 222H33V221H32ZM8 223H9V222H8ZM29 223H30V222H29ZM33 223H34V222H33ZM33 223H31V224H33ZM9 224L11 225V222H10ZM31 224H30V226L32 227ZM43 224H44V223H43ZM48 224H49V223H48ZM61 224H63V223H59V227L61 226ZM7 225H8V224H7ZM14 225H15V224H14ZM57 225H58V224H57ZM8 227H9V226H8ZM31 227H30V228H31ZM45 227H47V225H46ZM151 227H152V226H151ZM10 228H11V227H10ZM10 228H9V229H10ZM12 228H13V227H12ZM19 228H20V227H19ZM24 228H25V227H24ZM27 228H28V227H27ZM7 229H8V228H7ZM13 229H14V228H13ZM17 229H18V228H17ZM24 230H25V229H24ZM24 230H23V231H24ZM42 230H43V229H42ZM56 230H57V226H56ZM56 230H55V232H57ZM30 231H31V229H30ZM19 232H20V231H19ZM61 232H63V231H61ZM64 232H65V231H64ZM67 232H68V231H67ZM70 232H71V231H70ZM14 233H15V232H14ZM26 233H27V232H26ZM41 233H42V232H41ZM68 233H69V232H68ZM20 234H22V233H20ZM23 234H25V232H24ZM55 234H56V233H55ZM55 234H53V235H55ZM38 235H39V233H38ZM53 235H52V236H53ZM68 235H69V234H68ZM68 235L66 234V236H65L66 239H67V236H68ZM23 236H24V235H22V238H23ZM35 236H36V235H34L33 238H35ZM37 237H38V236H37ZM38 238H39V237H38ZM17 239H18V238H17ZM52 239H53V238H52ZM52 239H50V240H52ZM36 240H37V239H36ZM19 241H20V240H18V241H16V242H19ZM37 241H38V240H37ZM66 241H67V240H66ZM7 242H8V243H7ZM49 242H50V241H49ZM38 243H39V242H37V244H38ZM124 243H125V242H124ZM15 244H16V243H14V245H15ZM17 244H18V243H17ZM14 245H13V246H14ZM46 245H47V244H45V246H46ZM52 245H53V244H52ZM131 245H132V244H131ZM8 246H9V245H8ZM11 246H12V245H11ZM15 246H17V245H15ZM28 247H29V246H28ZM35 247H36V248H35V251H41V250H42V248H40V246H38V245L35 246ZM33 248H34V246H33ZM31 249H32V248H31ZM59 249H60V248H59ZM23 250H24V249H23ZM26 250H27V249H26ZM29 250H30V249H29ZM24 251H25V250H24ZM32 251L34 252V250H32ZM32 251H31V252H32ZM45 251H46V250H45ZM17 252H18V251H17ZM31 252H30V255H31L30 258L33 257V255L35 254V253H34V254L32 255ZM24 253H25V252H24ZM27 253H28V252H27ZM58 253H59V252H58ZM43 254H44V253H43ZM27 256H28V255H27ZM34 256H35V255H34ZM56 258H57V257H56ZM33 259H34V257H33ZM33 259H31V260H33ZM29 260H30V259H29ZM31 260H30V262H31ZM47 260H48V259H47ZM78 260H79V259H78ZM80 260H81V259H80ZM28 262H29V261H28ZM28 262H27V263H28ZM45 262H46V260H45ZM78 262H80V261H78ZM27 263H24V264H27ZM49 263H51V261H49ZM58 263H59V262H58ZM28 264H29V263H28Z\"/></svg>", "mask_w": 264, "mask_h": 264}]
</instances>
